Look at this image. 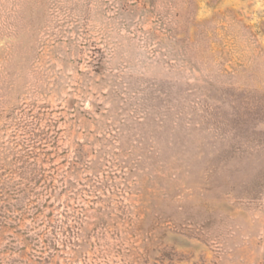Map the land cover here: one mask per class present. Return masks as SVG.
I'll list each match as a JSON object with an SVG mask.
<instances>
[{"label":"rangeland","instance_id":"obj_1","mask_svg":"<svg viewBox=\"0 0 264 264\" xmlns=\"http://www.w3.org/2000/svg\"><path fill=\"white\" fill-rule=\"evenodd\" d=\"M0 264H264V0H0Z\"/></svg>","mask_w":264,"mask_h":264}]
</instances>
